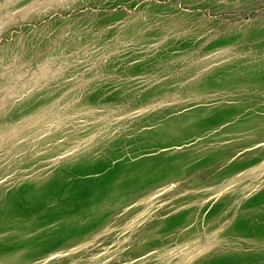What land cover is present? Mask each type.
<instances>
[{"label":"rangeland","instance_id":"rangeland-1","mask_svg":"<svg viewBox=\"0 0 264 264\" xmlns=\"http://www.w3.org/2000/svg\"><path fill=\"white\" fill-rule=\"evenodd\" d=\"M0 264H264V0H0Z\"/></svg>","mask_w":264,"mask_h":264}]
</instances>
